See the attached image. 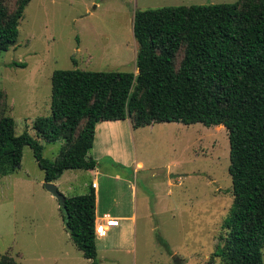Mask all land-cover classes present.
Segmentation results:
<instances>
[{"label": "rangeland", "instance_id": "rangeland-1", "mask_svg": "<svg viewBox=\"0 0 264 264\" xmlns=\"http://www.w3.org/2000/svg\"><path fill=\"white\" fill-rule=\"evenodd\" d=\"M237 1L32 0L17 44L0 51V114L15 119L18 135L28 130L36 136L35 119L51 115L55 71L138 75L133 28L137 11ZM17 2L4 0L10 11ZM14 62L27 67H15ZM158 126L157 134L141 142L144 167L134 175L120 166L109 175L105 164L100 169L104 197L99 217L110 213L135 219L114 230L106 226V233L97 238L98 262L223 264L213 256L223 245V223L234 202L229 133L201 123ZM42 144L44 157L56 160L64 141ZM90 185L91 176L84 170L67 171L58 180L66 197L86 195ZM63 210L47 191L45 172L26 146L21 169L0 182V254L16 264H92L72 241Z\"/></svg>", "mask_w": 264, "mask_h": 264}, {"label": "trees", "instance_id": "trees-1", "mask_svg": "<svg viewBox=\"0 0 264 264\" xmlns=\"http://www.w3.org/2000/svg\"><path fill=\"white\" fill-rule=\"evenodd\" d=\"M31 1L18 0L10 11L0 0V51L17 44ZM133 28L138 75L55 71L51 115L35 119L36 136L28 130L18 135L15 119L0 114V182L21 169L26 146L46 183L67 170H96L90 153L101 122L130 119L135 129L161 123L221 126L229 133L234 202L223 223V245L213 257L223 264H264V0L137 11ZM40 139L64 141L56 160L44 157ZM63 213L75 246L100 264L95 189L66 197ZM0 264L16 262L0 254Z\"/></svg>", "mask_w": 264, "mask_h": 264}, {"label": "crops", "instance_id": "crops-1", "mask_svg": "<svg viewBox=\"0 0 264 264\" xmlns=\"http://www.w3.org/2000/svg\"><path fill=\"white\" fill-rule=\"evenodd\" d=\"M157 125L158 124H153L144 128L135 129L130 119L114 122L106 121L97 125L96 140L90 156L97 162L98 167L96 170L86 171L91 176V185L89 186V191L93 182L97 183V188H95L97 197V223H103V220H106V224L108 225L109 229L114 230L116 228L118 229V227L122 225V222H128L132 219H135V216L116 217L111 216L110 213H105V217H99L100 206L104 197L99 185V177L102 175L100 169H103L105 164L106 169L104 172L106 175H109L108 172H112L114 168L120 166L122 169L133 170L134 175L139 168L144 167V162L139 157L141 142H146L149 136L157 134V132L160 131L161 126H158L157 128ZM30 133L33 134L32 132ZM40 141L44 142L42 139H40ZM67 171H65L64 174ZM117 177L121 178L118 175ZM58 180L54 182L57 186Z\"/></svg>", "mask_w": 264, "mask_h": 264}, {"label": "water", "instance_id": "water-1", "mask_svg": "<svg viewBox=\"0 0 264 264\" xmlns=\"http://www.w3.org/2000/svg\"><path fill=\"white\" fill-rule=\"evenodd\" d=\"M46 189L49 191L61 204L62 208H66V197L62 194L55 183H46Z\"/></svg>", "mask_w": 264, "mask_h": 264}, {"label": "built area", "instance_id": "built-area-1", "mask_svg": "<svg viewBox=\"0 0 264 264\" xmlns=\"http://www.w3.org/2000/svg\"><path fill=\"white\" fill-rule=\"evenodd\" d=\"M92 187L94 189L97 188V183L93 182ZM106 226L108 227V225L106 224V220H103V223H97V227H96L97 236L104 235L106 233V229H107Z\"/></svg>", "mask_w": 264, "mask_h": 264}]
</instances>
